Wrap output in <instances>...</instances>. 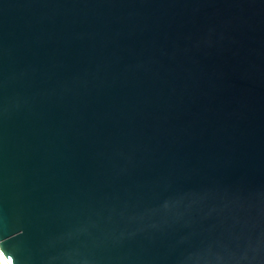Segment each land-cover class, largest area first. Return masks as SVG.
I'll list each match as a JSON object with an SVG mask.
<instances>
[{"label": "water", "instance_id": "95a60500", "mask_svg": "<svg viewBox=\"0 0 264 264\" xmlns=\"http://www.w3.org/2000/svg\"><path fill=\"white\" fill-rule=\"evenodd\" d=\"M9 264H264V0H0Z\"/></svg>", "mask_w": 264, "mask_h": 264}, {"label": "bare ground", "instance_id": "6f19581e", "mask_svg": "<svg viewBox=\"0 0 264 264\" xmlns=\"http://www.w3.org/2000/svg\"><path fill=\"white\" fill-rule=\"evenodd\" d=\"M1 247V246H0ZM1 254H2V257H3V259H4V262L6 263V264H9L8 263V261H7V259H6V257H5V255H4V252H3V249H2V247H1Z\"/></svg>", "mask_w": 264, "mask_h": 264}, {"label": "built area", "instance_id": "2783aa9c", "mask_svg": "<svg viewBox=\"0 0 264 264\" xmlns=\"http://www.w3.org/2000/svg\"><path fill=\"white\" fill-rule=\"evenodd\" d=\"M0 246H1V245H0ZM1 253H2V252H1V247H0V264H6V263L4 262V259H3Z\"/></svg>", "mask_w": 264, "mask_h": 264}]
</instances>
